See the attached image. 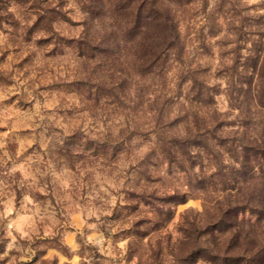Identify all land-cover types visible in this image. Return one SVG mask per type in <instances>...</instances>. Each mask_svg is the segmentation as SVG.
Masks as SVG:
<instances>
[{
  "label": "rangeland",
  "instance_id": "1",
  "mask_svg": "<svg viewBox=\"0 0 264 264\" xmlns=\"http://www.w3.org/2000/svg\"><path fill=\"white\" fill-rule=\"evenodd\" d=\"M159 1L165 9L175 15L185 49L179 56L178 50L172 48L165 55L163 67H157L153 71L147 72L144 67L147 47L136 51V46L133 44L132 51L127 53V37L131 36L128 33H132L128 27L130 21L128 15L132 12L135 2L128 4V0H0V30L9 37L7 43L11 45V48L0 50L3 51V55H0V87H10L15 82L14 69L23 70L29 65V57L22 55L21 48L31 45L33 41H35V46L43 51L51 72L57 70L59 58L69 54L86 59L85 71L89 66L88 63H104L108 66L109 71L113 69L119 71L116 62L120 61L123 65L125 57L128 56V73L140 77L139 81L126 82L125 87H120V84L125 83L124 80L116 82L119 78H113L112 86L106 87L104 94L89 105L104 112L121 113L125 116L126 127L121 129L118 136L114 137L109 133L107 136L93 140L85 138L83 133L76 132L65 140L63 148L50 156L56 162L57 169L60 166H66L76 174L77 179L80 178L81 171L95 170L87 172L82 178L86 187L81 189L80 194L84 196L91 192L93 195L98 193V197L106 198L105 193L99 191L104 180L112 178L113 174H116L117 181L123 179L124 187L121 191L128 203L123 206L122 211L114 210L113 216L106 218L115 219L121 223H128L134 215H139L143 211L140 207L138 193L152 192L157 186L180 185L189 189L191 186L194 187L199 175L207 177L215 169V160L203 156L199 160L200 164L194 169H189L188 172L181 171L175 164H170L161 151L160 140L155 131H164L161 140L170 139L173 134L184 131L187 120L190 124L194 123L191 116L187 120L179 118L187 110H198L201 114H206L213 108L219 110L222 101L218 100V97H224L228 101L225 88L219 83L221 80L225 81L224 76L215 75L216 71L230 60L231 55L227 52L235 46V43L231 41L236 39L237 34L234 33V28L240 24L241 18L244 15L252 16L245 13L254 12L256 14L264 8V2H262L260 9L259 5H253L247 9L241 6L240 0H189L182 4H177V0ZM70 3H74L75 7L68 8ZM45 4L48 5L47 8L43 7ZM65 8L68 9L67 12L64 11ZM77 9L83 19H73L77 15ZM34 16L36 17L35 23H28ZM113 19L117 20L118 26L112 30L110 35H107L110 21ZM61 21L63 22L62 30L57 33L52 25ZM5 24L12 29L11 32L3 28ZM63 25H67V27H63ZM79 26L86 28V35L81 38L87 35L102 38V42L92 48L93 52L102 50L101 54L81 55L87 49L79 46L76 34L73 32V29ZM63 32L67 34H62ZM40 33L45 35L36 39ZM51 44H55L56 47L47 51V46ZM12 51L16 53V63L9 66L6 64V60ZM198 68L200 70L197 72V77L207 82L214 96L209 105H205L203 100L197 98L198 90L195 86L192 87L190 81L192 75L189 74V70ZM203 69L205 70L201 71ZM169 72L172 73L171 76L168 75ZM27 74V72L24 73V75ZM50 88L63 90L58 85H52ZM79 95L86 97L88 89H81ZM101 100H103L102 105ZM20 104L25 105L27 101L21 100ZM61 114L63 115V113ZM68 115L74 116L75 114L69 112ZM200 124H202L201 121ZM5 130L0 128V131ZM255 130H250L252 131L250 134L257 133L259 135L264 128L259 127ZM19 135L24 136L26 133L20 132ZM32 139L33 144L28 147L24 156L33 153L37 156L45 155L39 147L37 138L32 137ZM16 149L15 143H9L8 151L13 158H15ZM142 149L146 150L141 151ZM10 166L11 161H8L4 151L0 150V173ZM196 168L200 169V173L194 172ZM96 173L100 174L99 182L95 180ZM7 179L12 185L10 191H16L17 200H19L20 194L13 182L15 178ZM207 195L209 194L206 193L204 196L201 190L197 189L192 191L187 200L189 198L201 199L207 204L206 198L212 194ZM39 198L44 199L42 196ZM73 198L76 199L75 194ZM187 200L183 203H186ZM94 202L99 204L100 200L97 199ZM183 203L174 205L168 217L160 213L158 209L155 210L151 232L138 231L137 226L133 227L140 221L136 220L130 227L124 228L123 233H117L113 237V240L118 239L122 234L133 237L125 257L126 262L137 256L140 258L138 264H148L149 256L153 249H156V241L159 237L165 236V230H168L173 217L177 215L182 217L184 211L181 205ZM120 207L118 204L117 208L120 209ZM145 207L147 208V205ZM72 223L78 224V221L73 220ZM178 226L180 225L173 227L178 228ZM67 231L74 232L76 228L70 226ZM136 231L139 232L138 235ZM55 244L62 247L59 244V239L55 241ZM62 250L64 254L70 255L66 248ZM83 251L84 249H82ZM88 251L96 259H100L99 253L94 249H88Z\"/></svg>",
  "mask_w": 264,
  "mask_h": 264
},
{
  "label": "clouds",
  "instance_id": "2",
  "mask_svg": "<svg viewBox=\"0 0 264 264\" xmlns=\"http://www.w3.org/2000/svg\"><path fill=\"white\" fill-rule=\"evenodd\" d=\"M262 2L264 0H240L241 6L246 8ZM43 7L47 8L48 5ZM74 7V3L68 5V8ZM67 10L64 9L65 12ZM76 11L77 15L73 19H83L79 9ZM259 13L264 15V8L260 9ZM35 20L34 16L28 23H35ZM62 24V21L53 24L52 28L60 33ZM117 26V20H111L107 35ZM3 28L8 29V32L12 31L7 24L3 25ZM73 32L79 39L86 35V28L79 26L73 29ZM44 35L40 33L36 39ZM8 40L9 37L0 30V50L11 48ZM133 44L136 51L149 48L158 64L163 60V56L154 51V45L145 43L143 36L127 37V53L132 51ZM55 47V44L48 45L47 51ZM21 49L22 55L29 57V65L23 70L14 69L15 82L10 87H0V128L6 129L0 131V150H3L8 161H11V166L0 173V177H3L0 178V264H33L34 261L35 264H94V261L95 264H138L140 258L137 256L128 262L125 261L133 237L127 234L120 235L116 240H113V237L117 233H123L124 228L130 227L136 220L142 221L137 226L138 231L151 232L153 212L157 209L166 212V198L177 195V190L179 194L186 193L188 188L180 185L157 186L152 190L150 199L140 203L143 211L134 215L128 223H121L106 218L112 217L114 210L122 211L123 206L128 203L121 191L124 187L123 179L117 181L116 174H113L112 178L104 180L99 191L104 192L106 198L91 192L84 196L80 194L81 189L86 187L82 178L87 172L95 170L81 171L80 178L77 179L76 174L68 167L60 166L57 169L56 162L50 156L63 148L65 140L76 132L83 133L85 138L93 140L109 133L114 137L118 136L121 129L126 127L125 116L121 113L104 112L89 105L104 94L106 87L112 86L113 78H119L116 82L124 80L125 83L120 84V87H125L126 82L139 81L140 77L128 73V56L125 57L123 65L120 61L116 62L119 71H109L104 63H88L85 71L86 59L69 54L60 57L57 70L51 72L48 68L49 62L45 60L43 51L35 46V41ZM101 51L93 52L92 49H87L83 55L101 54ZM0 55H3V51H0ZM15 63L16 53L12 51L6 64L11 66ZM25 72L28 74L24 75ZM168 75L171 76L172 73L169 72ZM219 83L223 88L228 87L223 80ZM52 85H58L63 90H52ZM81 89H88L86 97L79 95ZM21 100H26L27 104L21 105ZM218 100L222 101L219 111H229L228 101L224 97H218ZM69 112L75 115L69 116ZM238 114L234 112V115ZM20 132L26 135L21 136ZM32 137L37 138L45 155L37 156L33 153L24 156L28 147L33 144ZM9 143L17 145L15 158L8 151ZM194 172L200 173V169L196 168ZM7 178H15L13 182L19 191V200L16 191H10L12 185ZM95 180L99 182V173L95 174ZM93 190L95 191L94 186ZM74 194L76 199L73 198ZM41 196L44 199H40ZM97 199L100 200L99 204L94 202ZM118 204L120 209L117 208ZM181 208L184 216L173 217L164 233L168 237L164 240L166 255L172 254L169 259L175 255L177 248L183 247L193 237L199 236L203 239L209 235L198 223L200 216L207 214V204L203 200L189 198ZM73 220L78 221V224H73ZM177 225L182 227H173ZM70 226L75 227L76 231H67ZM57 239L62 247L56 246ZM63 248H66L70 255L64 254ZM88 249L98 252L100 259H96ZM192 264H201V258H196Z\"/></svg>",
  "mask_w": 264,
  "mask_h": 264
},
{
  "label": "trees",
  "instance_id": "3",
  "mask_svg": "<svg viewBox=\"0 0 264 264\" xmlns=\"http://www.w3.org/2000/svg\"><path fill=\"white\" fill-rule=\"evenodd\" d=\"M188 1L177 0L176 3ZM133 2L134 8L128 15L132 33L128 34L143 36L145 43L154 45V51L163 56L158 64L148 48L144 67L147 72L153 71L163 67L165 55L172 48L178 50L179 56L185 49L179 25L175 15L159 0H128V4ZM234 30L237 36L231 42L235 46L227 52L230 60L215 74L223 75L228 85L225 94L229 111L213 108L201 114L190 109L179 118L187 120L191 116L194 125L187 120L184 131L165 140H161L163 130L155 131L161 151L169 163L181 171L194 169L203 156L215 160V171L207 177L199 175L188 192L179 194L177 190V195L167 197L166 212L158 209L168 217L172 207L185 202L193 190H201L204 196L212 194L206 198L207 214L198 221L199 227L209 235L203 239L193 237L175 250L172 259L168 258L171 253L166 255L164 246L168 237H159L148 264H192L198 257L203 264H264V130L259 135L250 134L259 127L264 128V15L259 12L244 15ZM101 42L100 36L87 35L77 40L79 46L86 49L95 48ZM199 70H189L190 81L198 90L197 98L209 105L214 96L207 82L197 77ZM235 111L239 114L234 115ZM151 193H138L140 203L150 199Z\"/></svg>",
  "mask_w": 264,
  "mask_h": 264
}]
</instances>
